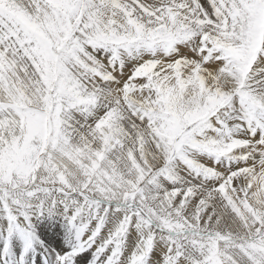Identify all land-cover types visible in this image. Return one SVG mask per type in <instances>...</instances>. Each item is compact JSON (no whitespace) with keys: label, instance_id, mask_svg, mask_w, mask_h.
Listing matches in <instances>:
<instances>
[{"label":"snow or ice","instance_id":"6c2138e0","mask_svg":"<svg viewBox=\"0 0 264 264\" xmlns=\"http://www.w3.org/2000/svg\"><path fill=\"white\" fill-rule=\"evenodd\" d=\"M0 264H264V0H0Z\"/></svg>","mask_w":264,"mask_h":264}]
</instances>
